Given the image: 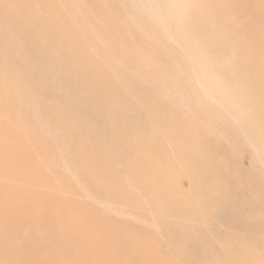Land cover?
Instances as JSON below:
<instances>
[{"label": "rangeland", "instance_id": "1", "mask_svg": "<svg viewBox=\"0 0 264 264\" xmlns=\"http://www.w3.org/2000/svg\"><path fill=\"white\" fill-rule=\"evenodd\" d=\"M57 1L62 0H0V34L10 31L0 40V76L6 84L0 94L10 104L2 107L13 131H21L37 153L43 168L38 176L50 178L44 185L23 169L22 178L0 177V184L55 195L76 208V216L104 215L119 232L131 230L157 245L161 264L259 259L264 264V85H258L264 74V17L254 12L264 9L255 3L256 9L227 14V6L221 9L211 0H69L60 14L74 41L57 21L45 24L56 15ZM231 2L236 8L238 1ZM21 6L32 10L31 17L15 13ZM109 19V27L102 24ZM10 47L39 53L37 64L33 58L25 64L20 51L15 60L4 55ZM56 55L61 61L53 66ZM17 161L24 164L23 158ZM229 179L235 190L226 188ZM223 186L229 193L220 201L208 193L210 200L198 205L192 195L208 187L225 191ZM238 198L249 200L251 214ZM234 208L243 211L229 214ZM54 217L53 222L63 220L59 212ZM79 228L67 226V234L81 233ZM189 228L213 243L204 245L211 250L204 261L180 241L188 240ZM31 232L27 228L23 235L31 238ZM37 233L40 242L47 232L40 227ZM255 248L252 256L248 251Z\"/></svg>", "mask_w": 264, "mask_h": 264}, {"label": "bare ground", "instance_id": "2", "mask_svg": "<svg viewBox=\"0 0 264 264\" xmlns=\"http://www.w3.org/2000/svg\"><path fill=\"white\" fill-rule=\"evenodd\" d=\"M67 1H69V0L59 1L61 6L58 3V1L56 2V3H58L57 4V13H56V15L53 16L52 19L51 18L46 19L45 24L50 25L53 21H57L59 23V25L63 27L62 31L66 32L67 37L74 39V41H75L74 32L70 31L69 27H67L66 29L64 28V25H68V24L63 19L64 17L62 18L61 14H60L61 9L68 7ZM153 1H154V3L156 2V4H159L158 0H153ZM231 1L232 0H211V2H213L216 6L220 7L221 9H223L225 6H227V8H225L227 14L229 12H233L234 10L239 11L241 13L242 12L241 9H243L244 12L246 9H248V10L256 9L257 7H259V9L260 8L264 9V0H259V1L258 0H237L238 2L235 3V5H237L236 8L232 7ZM255 3L257 5V7L255 6ZM240 5L241 6L243 5V6L240 8ZM27 7L28 6H21L19 8H16L15 13L16 14H22L25 18H29V17H31L30 15L32 13V10H28ZM93 7H96V9H97L99 7L101 8L102 6H99L98 4H94ZM256 11L259 13V14H257L259 16V19H260V16L264 17V11L255 10L254 12L257 13ZM254 12H252V13H254ZM247 13L249 14V12H246L245 15ZM124 15H127V13L125 14V12H124ZM254 15H256V14H254ZM238 16H240V15H238ZM249 16H251V15H249ZM252 16H253V14H252ZM258 16H256V17H258ZM1 17H2V15L0 14V20H1ZM74 17H76V16L74 15ZM232 17H233V15L231 16V18ZM255 19H258V18H254V21H255ZM128 21H129V18H128ZM245 21H246V19H245ZM259 21H258V23L261 24L260 23L261 21L260 22ZM249 22H250V20H249ZM244 23H246V22H244ZM102 24L109 27L112 24V21L110 19L105 20V21H103ZM263 24H264V22H263ZM77 25L80 27L83 24L78 22ZM257 25H256V27H257ZM31 26L33 27L34 23H31ZM239 26H241V25H239ZM249 26L251 27L252 25H249ZM254 29H256V28L254 27ZM247 31H248V29H247ZM251 31H253V29ZM258 31H259V29H258ZM9 33H10L9 30L3 29L1 31V34H0V40L3 37L8 36ZM256 34L258 35V33H255V35ZM260 39H262V38H260ZM33 42L35 45L37 43H39L37 38H33ZM75 43L78 46V43L77 42H75ZM31 46H29V47H31ZM34 47H36V46H34ZM40 48H41V45H40ZM18 51L21 52V55H22L21 58L25 64H27V62L30 58L35 59L34 65L37 64L39 53L32 51L30 48L10 47L7 50H5L3 54L7 55L11 59L15 60V55L18 53ZM60 58L61 57L56 55V57L54 58V60L52 62V65L57 66L61 61ZM63 62L65 64V67L67 68V64H66L65 60H63ZM83 75L87 76V74H83ZM154 76H155V74H154ZM85 78L84 77L80 78V79H82V80H80V82L83 80L85 82ZM146 79H145V81H146ZM80 84L83 85L86 89H88V83L87 84L80 83ZM167 84H169V83H167ZM5 85H6L5 82L3 81L2 77L0 76V88H4ZM24 85H26V84H24ZM24 85H23V87H24ZM141 85H142V83H141ZM258 85H264V74L262 75V79H260V81L258 82ZM91 86H92V84H91ZM160 87L162 88V86H160ZM64 88H65V90H68L66 86H64ZM153 89H150V90H153ZM156 89H157V87H156ZM131 90H132V87H131ZM162 91H164V90H162ZM159 92H160V90H159ZM94 93H95L94 96H96V95L100 96V95H98V92L96 90L94 91ZM150 93H151V91H150ZM156 94L154 92V95H156ZM160 96H161V94H160ZM136 99H138V98H136ZM6 101L7 100H6L5 95L0 94V177H2L4 179L12 178V179L18 180V179L22 178L21 171L23 169H26L25 176H27L28 178L33 179V180H39L42 184L47 183V180H50L49 177L45 176L44 174H42L40 176H38V174H37L38 172H42L43 168L40 164H38L35 161V156L37 155V153L32 151L29 148V146L25 143L26 140H28V138L25 137L24 134L22 136V132L19 130H18V132H14L13 131V128H14L13 120L11 118L5 117L6 113H5V110L3 109L2 105L5 106V109H8L10 107V104H8ZM18 101H19L20 105H23V104L26 105L27 104L26 106H30V107L33 106V105H31V103H29V102L26 103L22 99H18ZM82 104H88V103L82 102ZM28 112L29 111H27V113ZM93 114H94V112H93ZM1 116H3L2 118H4V119L6 118V120L3 121L1 119ZM138 118H139V116H138ZM35 122H37V127H41V123H38V119H35ZM44 125L47 127L48 130L50 128H52V124H50V125L44 124ZM235 136H237V135H235ZM58 137L62 138L60 135ZM105 140H106V138H105ZM94 141H96V140H94ZM98 142H99V140H98ZM3 153H5V154H3ZM207 153H206V155H208ZM197 155H199V154H197ZM17 158H23L24 164L18 163ZM201 160H203V159H201ZM201 163H202V161H201ZM207 166H209V165H207ZM205 170H203V171H205ZM239 172H240V170H239ZM225 178H227V177H225ZM231 179H229L231 181V183H230V181L229 182L226 181L227 185L230 183L229 184L230 186L226 187V188H229V189L234 188V190H235V186H234L235 183H233L234 185H231L232 181H233ZM200 180H201V177H200ZM220 180L221 179H219V182H221ZM44 185H46V184H44ZM217 185H218V182H217ZM219 185H221V184H219ZM225 185H226V183H225ZM223 187L225 189V186H223ZM244 187H245V185H244ZM241 189H242V191L239 190V192L245 191V190H243V188H241ZM245 189L247 191H250V193L251 192L258 193L257 190H248V188H245ZM226 190L227 189H225V191L210 190V188L208 187V190H204V189L196 190L195 192L192 193V195L195 197V202L198 205H205L207 203V200H208V196H207L208 193H211L212 197H219V201H220V199H221L220 197H225L228 195L229 190H227V191ZM236 192L238 193V190ZM236 192H234V193H236ZM260 194L261 193H259L258 195H260ZM262 195H263V193H262ZM228 197H230V195ZM231 198H232V196H231ZM56 199H57V197L55 195H52V194L37 193L34 191H30V190H23V189L11 187V186H8L5 184H0V264H87V262L91 261V260L95 261L96 264H161L160 262H157L156 259H158V258L155 256V253L159 252L160 248L157 245H154V243H151V241L149 242V241H145V240L139 238L138 234H135L131 230H128L127 232H119L118 231L119 227H117L116 224L111 223L110 221H107L105 219L106 217L104 215H102V216L99 215V216H97L96 219L91 220L90 218L85 216L83 214V212H80V215L79 216L77 215L78 216V218H77V216L75 215L76 214L75 211H77L76 208L68 207L65 204L61 203L60 200L57 201ZM223 200H224V198H223ZM219 201H217V202H219ZM238 201H240L241 205H243L242 207L246 209L245 212L247 214L250 213L249 210H251V208H253V207L250 208L249 200H247L245 198L244 199L238 198ZM220 203H222V201ZM191 206L195 207L194 202H192ZM168 210L174 211V210H170V209H168ZM228 210H229V214L234 215V216L239 213V210L241 212L243 211V209H239V208L238 209H236V208L228 209ZM56 212H59V216L61 218H63L62 221L60 220L57 222L56 221L53 222V219L55 218L54 214H56ZM176 213H178V212H176ZM181 214L187 216V212H185V211H181ZM234 218H236V217H233V219ZM261 221L262 220H260V222ZM262 222H264V221H262ZM220 223H222V222H220ZM254 223H256V221ZM222 224H220V226H222ZM223 225H225V224H223ZM239 225H241V224H238V226ZM259 225L260 224H258V225L256 224L255 226H258V228H259L261 226V225L260 226ZM67 226H71L72 230H74L76 232H77L78 228L80 227L81 229L80 228L79 229L81 230V233L75 234V233L71 232L70 235H68L67 231H66ZM40 227H42L48 234L46 233V236L42 239V241L39 242L37 240V235H38L37 230ZM27 228H30V231H32L31 232V238H26L23 235L24 230ZM262 228H263V226H262ZM243 229H245V228H243ZM257 231H258L257 233L260 232L259 229ZM262 231H264V229H262ZM188 232H189L188 240L187 239L186 240L181 239L180 241L182 242L183 245L184 244L186 245V246L184 245L185 247H188L192 251H197L198 253H200V256L203 258L202 261L206 260L207 255L210 256L211 250H208L207 248H205L204 245L206 244L208 246H212L213 243L207 237L205 238L206 239L205 241L202 239V235H204V232H202V231L195 230L193 228H189ZM249 233H251V232H249ZM262 233H264V232H262ZM225 234H226V232H225ZM16 238L18 240L20 239V240L24 241L25 245L24 246L20 245L19 242L15 241ZM195 238H197V239H195ZM226 241H228V240H226ZM228 242H230V240ZM248 243L250 245L251 242L249 241ZM251 245H252V243H251ZM253 246H254V244L252 245V249H253ZM259 247H261V246H259ZM256 248L258 250H260V248H258V246H256ZM256 248L254 249V251L250 250L248 252H251V255L253 256V255L257 254V252H255V250H257ZM21 249H22V251H21ZM27 250H30V251H27ZM31 253H33V257L30 259L31 255H32ZM41 253H44L45 256H43ZM263 253H261V254H263ZM132 254H134V255L131 257L130 255H132ZM40 256H43V259H40ZM121 257L122 258L124 257V259H122ZM241 258H243V256ZM261 261L262 260L259 259V260H257V262H255V264H262ZM221 264H223V263H221ZM232 264H234V263H232ZM244 264H246V263H244Z\"/></svg>", "mask_w": 264, "mask_h": 264}]
</instances>
